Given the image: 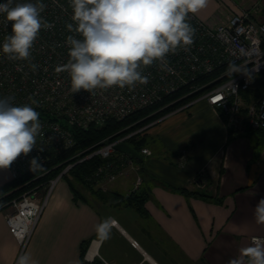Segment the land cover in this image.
<instances>
[{
    "label": "crops",
    "instance_id": "obj_1",
    "mask_svg": "<svg viewBox=\"0 0 264 264\" xmlns=\"http://www.w3.org/2000/svg\"><path fill=\"white\" fill-rule=\"evenodd\" d=\"M246 12L264 23V0H209L194 15L218 26ZM155 126L144 135L148 141L161 138L166 156L154 157L148 142L144 149L151 156L140 164L132 159L134 169L107 190L93 186L109 195L108 203L81 188L85 199L75 201L64 177L66 183L60 180L51 193L23 254L38 264H229L237 258L248 264L241 250L251 245L252 238L264 239V224H258L254 215L264 198V135L257 134V139L245 131L231 135L206 101L175 111ZM137 178L142 179L138 190ZM10 181V169H0V186ZM176 189L207 192L210 198ZM135 192L148 196L144 212L115 204L114 194ZM8 212H0V264H16L20 255V245L7 225ZM105 218L116 221L108 239L96 232Z\"/></svg>",
    "mask_w": 264,
    "mask_h": 264
},
{
    "label": "built area",
    "instance_id": "obj_2",
    "mask_svg": "<svg viewBox=\"0 0 264 264\" xmlns=\"http://www.w3.org/2000/svg\"><path fill=\"white\" fill-rule=\"evenodd\" d=\"M4 2L5 0H0V3ZM16 2L35 3L36 0ZM42 2L46 8L41 15L53 27L41 29L31 49L30 61L10 60L2 52L4 38L11 34V22L8 23L0 15V97H14L16 105L31 103V97L37 101L32 106L40 113L41 124L36 147L27 156L22 154L9 167L12 179H20L35 172L37 174L34 180L46 177L53 168L43 171L42 168L75 148L73 134L55 118L80 128H88L90 125L101 127L111 120L124 121L186 90L189 92L180 99L204 92L176 111L189 108L196 102L206 101L219 114L229 131L235 134L246 130L264 133V80L258 96L250 99L244 97L254 87L256 78L264 74V23L253 20L250 13L234 15L228 22L218 26H212L189 14L188 22L196 29L194 43L189 46V51L178 49L175 54H168V68L171 71L162 70L159 62H155L142 69L143 75L148 76L147 84L137 83L134 87L125 88H97L92 92L81 89L73 93L69 74L57 71L69 59L66 37L76 35L66 28L67 23H72L70 2ZM30 64H37L38 68L33 71ZM229 65L237 66L241 72L228 71ZM211 76L216 77L202 82ZM168 106L170 105L163 106L159 112ZM168 115L153 123L156 125L162 122ZM150 126L152 125L108 142L85 157H82L84 153H78L69 162L77 159L76 164H79L99 157L103 164L87 178V182L106 190L105 183H113L126 175L127 170L134 169L133 160L119 153L117 146L128 144L131 138L143 135ZM142 155L151 156L152 153L143 149ZM34 157L38 158L42 168L32 171L30 161ZM73 166L74 164H70L55 179L26 190L11 202L12 213L7 215V225L20 245V255H23L31 241L51 193ZM141 185L142 179L138 178L135 189L138 190ZM252 240L253 238L251 243ZM132 244L138 246L137 242Z\"/></svg>",
    "mask_w": 264,
    "mask_h": 264
},
{
    "label": "clouds",
    "instance_id": "obj_3",
    "mask_svg": "<svg viewBox=\"0 0 264 264\" xmlns=\"http://www.w3.org/2000/svg\"><path fill=\"white\" fill-rule=\"evenodd\" d=\"M72 23L65 43L69 59L57 71L69 74L71 91L81 89L92 92L106 89L134 87L147 84L148 76L142 69L159 62L162 70L168 68L167 56L178 49L189 51L194 43L196 29L188 22L189 14L205 9L209 0H69ZM46 5L17 3L5 0L0 3V15L9 23L11 34L5 36L2 52L10 60L30 61L31 49L41 29L53 25L42 17ZM33 71L37 64H30ZM228 71L241 72L235 65ZM31 103L14 104V97H0V169L9 168L22 154L27 156L37 145L41 134L40 113ZM38 158H32L30 169H41ZM255 220L264 224V198L254 210ZM105 218L96 225L98 237L110 238L114 225ZM248 264H264V240L253 238L250 246L241 250ZM16 264H38L29 255L18 257ZM229 264H242L239 258Z\"/></svg>",
    "mask_w": 264,
    "mask_h": 264
},
{
    "label": "trees",
    "instance_id": "obj_4",
    "mask_svg": "<svg viewBox=\"0 0 264 264\" xmlns=\"http://www.w3.org/2000/svg\"><path fill=\"white\" fill-rule=\"evenodd\" d=\"M216 76H211L202 80V82L210 81L214 79ZM264 80V74L259 75L255 80L254 87L246 94L244 97L246 99H250L252 97L258 96L261 91L262 84ZM189 91L180 92L174 96L166 98L161 104H157L153 107L140 111L131 117L127 118L124 121H115L111 120L108 121L105 125L98 127L96 125H90L88 128H80L76 125H71L67 122H62L58 117L55 118L56 121L62 123L64 127H66L72 134L76 141V146L73 150L68 153H64L63 155L59 156L56 160L51 162L47 167L42 168L43 170L52 169L50 173L39 180H34L36 178V172L33 174H26L20 179H12L9 183L0 186V212L5 211L10 208L11 202L18 198L22 193L26 190L33 188L34 186L47 184L50 180L55 179L59 174H61L70 164H74L73 168L70 170L68 175L65 177L68 178L70 183V187L74 194L75 201H79L81 199H85L78 188L75 186V183L80 185L85 190L91 191L93 194L97 195L101 200L108 203V194H103L100 190H94L93 186L87 182V178L96 171L102 164L103 161L99 157H94L90 160H86L82 163L76 164L77 159H74L69 162L71 157L75 156L78 153L82 154V157H85L89 152L96 150L103 146L104 144L118 140L130 133L136 132L141 128H144L151 123L159 120L160 118L170 114L181 108L182 106L190 103L191 101L198 98L204 91L199 93L193 94L186 98L180 99L183 95L187 94ZM180 99V100H179ZM179 100V101H177ZM175 102V103H173ZM173 103V104H172ZM169 104L170 106L163 109L161 112L159 110L163 108V106ZM248 131V132H247ZM231 135H234L231 132ZM248 135L250 134H261L262 136L264 133L262 132H254L246 130L244 132ZM128 145L134 149L138 154L139 157L135 158L137 163H142V150L144 147L147 146L148 140L143 135H137L131 138L128 142ZM89 150V151H88ZM87 152V153H86ZM34 180V181H33ZM27 184V185H25ZM179 191L184 195H191L194 197H199L203 199H209L210 196L207 192H195V191H188L186 189L175 190ZM115 195V196H114ZM113 199L115 204L118 205H128L136 208L140 212H144V205L148 199V196L145 193H132L128 196L114 194ZM81 253L84 256L85 254V246H82ZM94 264H100L99 262H94Z\"/></svg>",
    "mask_w": 264,
    "mask_h": 264
},
{
    "label": "rangeland",
    "instance_id": "obj_5",
    "mask_svg": "<svg viewBox=\"0 0 264 264\" xmlns=\"http://www.w3.org/2000/svg\"><path fill=\"white\" fill-rule=\"evenodd\" d=\"M62 122L63 121H65V120H61ZM150 125H152V126H150V128H152L153 126H155V124L154 123H152V124H150ZM157 125V124H156ZM149 126V125H148ZM150 128H148V129H150ZM155 128H158L159 129V127L158 126H155L154 127V129ZM158 129H155V130H158ZM143 136H145L144 134H143ZM257 134L256 133H254V135H253V137L255 138V139H257ZM145 138L147 139V136H145ZM149 148L151 149V151L153 152V156L154 157H162V156H166V154L164 153V150H166V148H165V142L161 139V138H159V137H156V138H153V139H149ZM142 158L143 159H146V157L145 156H142ZM131 169H129V170H127L126 171V173H128V171H130ZM67 179V178H66ZM66 179H61V183H66ZM137 180H138V178H137ZM137 180H136V182H135V186H136V184H137ZM60 183V184H61ZM43 184V183H42ZM45 185V184H44ZM108 185L109 184H107V183H105V185H104V188L107 190L108 189ZM75 186L78 188V189H83L82 187H80V185H78V184H76L75 183ZM56 188V187H55ZM94 190H96V189H94ZM100 190H102V189H100ZM43 192V191H42ZM43 196H44V194H43ZM11 209V208H10ZM8 214H10V213H12V210L10 211L9 210V208H8ZM39 225V224H38Z\"/></svg>",
    "mask_w": 264,
    "mask_h": 264
},
{
    "label": "water",
    "instance_id": "obj_6",
    "mask_svg": "<svg viewBox=\"0 0 264 264\" xmlns=\"http://www.w3.org/2000/svg\"><path fill=\"white\" fill-rule=\"evenodd\" d=\"M66 120L68 121V119ZM116 149L119 153L127 155L130 159H135L139 157V154L134 149H132L128 144L125 143L120 144L117 146Z\"/></svg>",
    "mask_w": 264,
    "mask_h": 264
},
{
    "label": "snow or ice",
    "instance_id": "obj_7",
    "mask_svg": "<svg viewBox=\"0 0 264 264\" xmlns=\"http://www.w3.org/2000/svg\"><path fill=\"white\" fill-rule=\"evenodd\" d=\"M217 99H219V98H217Z\"/></svg>",
    "mask_w": 264,
    "mask_h": 264
}]
</instances>
